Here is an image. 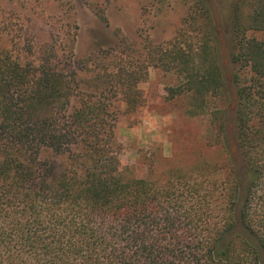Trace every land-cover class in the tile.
Masks as SVG:
<instances>
[{"label":"trees","instance_id":"16d2710c","mask_svg":"<svg viewBox=\"0 0 264 264\" xmlns=\"http://www.w3.org/2000/svg\"><path fill=\"white\" fill-rule=\"evenodd\" d=\"M224 24L242 171L207 0L143 59L117 43L81 59L0 50V264H264V0H229ZM150 66L209 117L221 156L199 180L159 186L120 165L119 107L141 105Z\"/></svg>","mask_w":264,"mask_h":264},{"label":"rangeland","instance_id":"374dc122","mask_svg":"<svg viewBox=\"0 0 264 264\" xmlns=\"http://www.w3.org/2000/svg\"><path fill=\"white\" fill-rule=\"evenodd\" d=\"M191 1L0 0V50L29 59L43 50L71 49L81 59L99 46L105 52L106 46L117 43L123 50L124 62L127 56L147 58L155 44H167L185 27L182 17L189 14ZM207 2L218 36L229 99L227 137L242 171L235 144L232 65L224 24L229 0ZM177 83L173 73L150 66L139 84L141 105L133 111L120 105L115 128L121 145L120 165L133 169L137 176L148 174L156 185L166 187L177 181L183 185L193 177L199 180L202 165L214 164L221 156L209 117L189 113L194 108L189 94L171 95L170 88ZM209 176L213 177L214 172Z\"/></svg>","mask_w":264,"mask_h":264}]
</instances>
